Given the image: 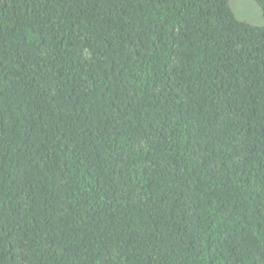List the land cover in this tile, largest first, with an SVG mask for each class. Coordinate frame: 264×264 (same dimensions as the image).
I'll use <instances>...</instances> for the list:
<instances>
[{"label":"trees","instance_id":"trees-1","mask_svg":"<svg viewBox=\"0 0 264 264\" xmlns=\"http://www.w3.org/2000/svg\"><path fill=\"white\" fill-rule=\"evenodd\" d=\"M228 1L0 0V264H264V22Z\"/></svg>","mask_w":264,"mask_h":264},{"label":"rangeland","instance_id":"rangeland-1","mask_svg":"<svg viewBox=\"0 0 264 264\" xmlns=\"http://www.w3.org/2000/svg\"><path fill=\"white\" fill-rule=\"evenodd\" d=\"M229 7L234 16L253 25H261L264 20L254 0H229Z\"/></svg>","mask_w":264,"mask_h":264}]
</instances>
